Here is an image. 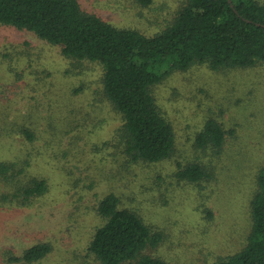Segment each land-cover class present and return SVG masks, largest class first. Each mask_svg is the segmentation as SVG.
<instances>
[{
	"label": "rangeland",
	"instance_id": "obj_1",
	"mask_svg": "<svg viewBox=\"0 0 264 264\" xmlns=\"http://www.w3.org/2000/svg\"><path fill=\"white\" fill-rule=\"evenodd\" d=\"M78 1L117 27L152 36L187 0ZM102 74L96 62L68 59L59 46L0 25V161L27 159L26 174L48 183L47 192L29 205L0 198V264H99L88 244L104 222L97 204L111 192L165 233L144 253L169 264H214L241 250L264 163V65L229 70L194 65L155 85L176 149L167 161L130 166L123 164L115 136L122 117L103 93ZM209 118L234 131L219 153L195 143ZM23 125L36 138L26 147ZM193 161L209 166L208 181L177 179L178 164ZM40 242L52 250L39 261L10 259Z\"/></svg>",
	"mask_w": 264,
	"mask_h": 264
},
{
	"label": "trees",
	"instance_id": "obj_2",
	"mask_svg": "<svg viewBox=\"0 0 264 264\" xmlns=\"http://www.w3.org/2000/svg\"><path fill=\"white\" fill-rule=\"evenodd\" d=\"M138 1L149 5L152 0ZM0 25L28 31L57 45L68 59L101 66L103 93L122 117L115 136L127 166L164 162L175 152V131L156 103L155 85L194 65L217 70L264 65V4L257 0H187L172 22L152 36L117 27L85 11L78 0H0ZM19 130L23 146L35 143L32 129L23 125ZM233 132L209 118L195 143L219 153L226 135ZM28 165L27 159L0 161L2 200L24 206L47 192L44 178L26 174ZM208 168L197 161L179 163L175 176L199 185L212 177ZM132 208L136 209L122 205L114 192L98 202L97 212L104 222L90 239L89 252L99 264H169L144 253L157 247L165 233L153 230ZM250 209L252 223L246 244L214 264H264V163ZM51 250L50 243L40 242L10 259L32 263Z\"/></svg>",
	"mask_w": 264,
	"mask_h": 264
}]
</instances>
